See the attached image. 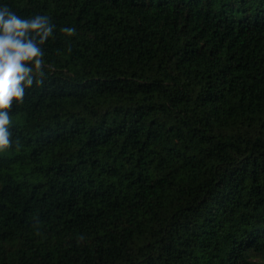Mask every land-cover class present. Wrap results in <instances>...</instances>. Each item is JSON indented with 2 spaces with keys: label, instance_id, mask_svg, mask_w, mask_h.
Wrapping results in <instances>:
<instances>
[{
  "label": "trees",
  "instance_id": "16d2710c",
  "mask_svg": "<svg viewBox=\"0 0 264 264\" xmlns=\"http://www.w3.org/2000/svg\"><path fill=\"white\" fill-rule=\"evenodd\" d=\"M4 5L55 28L0 151V264H264V0Z\"/></svg>",
  "mask_w": 264,
  "mask_h": 264
},
{
  "label": "clouds",
  "instance_id": "9594fccd",
  "mask_svg": "<svg viewBox=\"0 0 264 264\" xmlns=\"http://www.w3.org/2000/svg\"><path fill=\"white\" fill-rule=\"evenodd\" d=\"M55 25L48 16L22 18L7 5L0 6V151L13 144L10 112L21 103L26 90L42 84L45 75L43 45L53 35ZM68 36L75 28L63 27Z\"/></svg>",
  "mask_w": 264,
  "mask_h": 264
}]
</instances>
